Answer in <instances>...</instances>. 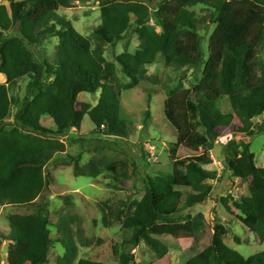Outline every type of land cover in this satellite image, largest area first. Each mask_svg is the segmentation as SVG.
I'll list each match as a JSON object with an SVG mask.
<instances>
[{"label": "trees", "instance_id": "obj_1", "mask_svg": "<svg viewBox=\"0 0 264 264\" xmlns=\"http://www.w3.org/2000/svg\"><path fill=\"white\" fill-rule=\"evenodd\" d=\"M8 1L9 7L0 4V75L6 78V83L0 84V204L38 209L36 214L9 217L8 264L48 262L52 246L48 205L38 200L51 183L45 175L46 166L56 155L66 152L60 137L72 128H80L79 95L101 92L97 105H81L96 130L118 137L131 133L133 122L122 116L123 86L116 66L104 56V45L122 41L124 26L130 23L141 43L135 53L126 48L117 62L132 85L139 84L146 77L147 66L160 59L177 68L204 67L197 86L170 90L165 102L166 119L177 134V142L169 151L170 158L177 161V169L146 179L145 195L123 225L129 236L116 247L120 264H133L132 252L142 242L157 255L165 256L168 249L156 236H178L174 219L181 211V189L193 191L184 205L192 209L209 200L213 187L207 181L216 179L214 172L193 158H178L181 147H212L223 123V101L231 104L243 128L240 134L253 137L264 133V121L256 126L252 123L264 115V0H162L153 13L149 5L156 0H94L99 3L102 18L92 35L98 42L96 47L91 38L59 15L61 8H69L76 0ZM198 5L213 8L210 20L216 29L208 55L199 35L200 20L191 11ZM12 31L18 34L9 35ZM52 37L59 38L55 59L43 62L33 73L35 61L30 47ZM24 77L30 78L28 94L10 124L7 120L13 99L8 84ZM44 117L54 121L56 130L42 125ZM150 117L151 111L147 110L145 118ZM227 152L226 164L232 177L250 180L258 191L233 205L242 213L239 220L263 244L264 168L256 165L249 143H231ZM186 218L193 227V244L185 250L189 264H264V253L245 258L227 246L228 229L218 221L210 244L204 247L209 235L204 215L190 214ZM235 242L240 244V238L235 237ZM67 247L74 254L71 244Z\"/></svg>", "mask_w": 264, "mask_h": 264}, {"label": "rangeland", "instance_id": "obj_2", "mask_svg": "<svg viewBox=\"0 0 264 264\" xmlns=\"http://www.w3.org/2000/svg\"><path fill=\"white\" fill-rule=\"evenodd\" d=\"M0 4L9 7L8 0H0ZM161 4L162 0L150 4L151 13L157 11ZM191 11L200 20L199 35L208 55L209 41L216 29V24L210 20L213 8L198 5L192 7ZM59 15L69 20L80 34L91 38L94 47L98 45L92 38L94 31L102 24L98 2L76 0L69 8H61ZM150 24L155 23L152 21ZM8 34L16 35L18 32ZM124 34V39L116 45H104V56L116 66L117 76L123 86L122 116L133 122L132 131L127 137H118L96 130L89 116L83 114L81 105H97L101 92L79 95L77 124L80 128H72L60 137L66 145V152L56 155L46 166L45 175L51 183L38 200L48 205L49 212L52 246L46 264H120L116 247L129 236L123 225L144 197L146 179L160 172L172 173L177 169V161L170 158L169 152L177 142V134L166 119L165 102L170 90L197 86L204 67L177 68L169 66L165 59H160L147 66L146 77L139 84L132 85L117 62V57L126 48L130 53H135L141 42L139 35L133 32L131 23L124 26ZM58 45L59 38L52 37L39 46L30 47L35 61L33 73L43 62L55 59ZM261 58L264 61V47ZM2 83H6V78L0 75ZM29 83L30 78L24 77L15 84H8L9 97L13 99L11 116L7 120L10 124L14 123V115L28 94ZM147 110L151 111L150 119L145 118ZM222 113L223 123L211 148L201 146L194 150L183 146L178 153V158L191 157L204 169L216 174V179L207 181L213 187L211 197L205 204L186 209L185 202L193 191L181 189V211L174 219L179 230L178 236H156L166 245L167 254L157 255L142 242L132 252L133 264H189L185 250L193 244V227L191 220L186 217L199 213L204 215L209 231L204 247L210 244L218 221L228 229L225 238L227 246L245 258L264 253V243L257 242L254 234L239 220L242 213L233 205L234 201L241 202L244 197L253 196L258 191L251 186L250 180L232 177L226 164L228 146L244 141L251 145L256 165L264 168V133L253 137L240 134L243 128L234 117L228 101H223ZM263 121L264 115L254 118L252 123L256 126ZM41 122L46 128L56 130L54 121L49 117L42 118ZM80 155L81 160L78 158ZM112 166L114 170L110 168ZM96 171L99 172L97 176L94 175ZM37 210L34 206L0 204V264H8L9 217L13 214H36ZM235 237L240 238V244L235 242ZM67 244L74 248V254L69 252Z\"/></svg>", "mask_w": 264, "mask_h": 264}, {"label": "crops", "instance_id": "obj_3", "mask_svg": "<svg viewBox=\"0 0 264 264\" xmlns=\"http://www.w3.org/2000/svg\"><path fill=\"white\" fill-rule=\"evenodd\" d=\"M10 244V243H9ZM9 246V245H8Z\"/></svg>", "mask_w": 264, "mask_h": 264}]
</instances>
